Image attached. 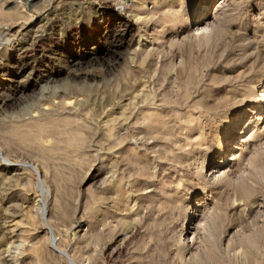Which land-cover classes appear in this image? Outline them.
Instances as JSON below:
<instances>
[{"label":"rangeland","instance_id":"obj_1","mask_svg":"<svg viewBox=\"0 0 264 264\" xmlns=\"http://www.w3.org/2000/svg\"><path fill=\"white\" fill-rule=\"evenodd\" d=\"M17 60L57 78L0 107V264H264V0H0Z\"/></svg>","mask_w":264,"mask_h":264},{"label":"bare ground","instance_id":"obj_2","mask_svg":"<svg viewBox=\"0 0 264 264\" xmlns=\"http://www.w3.org/2000/svg\"><path fill=\"white\" fill-rule=\"evenodd\" d=\"M221 8L222 7L218 6L217 9H221ZM136 18H140V17L136 16ZM117 32H118L117 31V25L111 24V26L109 25L108 28L102 32V35L100 36V38L101 39L102 38L105 39L106 44L110 45L112 43V42H109V40L111 39L110 37L111 36L114 37V34H116ZM90 40H91L90 38L86 40V43L84 44V50L82 51V54L81 53L78 54L76 52L74 53L72 51H66L67 56H69L68 60H67V66L61 67L60 69H62V68H64V69L66 68L68 70L69 69H73V68L78 67L79 65L83 64L86 61L94 60V56L98 55V53H95V52L100 50V49H98L96 47L95 48H92V47L90 48L89 45L87 46V43H89V42H91V43L93 42L91 45H96L97 44V41H90ZM87 47H89V48H87ZM24 55H25V53H24ZM29 65H30V63L27 62V61L26 62L25 61L22 62L20 60L16 61L15 71L14 72L11 71V73H9L10 80H5L8 83L7 87H8L9 91H7V94H5V92L0 93V107H2V106L5 107V106H8V105H10V106L12 105L13 106V103L16 100H18L17 98L22 97L23 95H26L28 90H35V88H37V86L42 81L44 82L45 80H47V81H52L53 82L54 80H56L57 76L54 74V73H56V71L51 72L50 70H46V71H44L45 73L40 74L39 76L36 77V73L39 72V71L36 70L35 67L31 68ZM20 78H22V80H20ZM82 78L86 80L87 76L83 75ZM5 81L3 83L6 84ZM4 86L5 85H3V88H4ZM69 86H70L69 84L66 85L68 90L71 88V86L70 87ZM76 87L77 86H75V88ZM5 89H6V86H5ZM1 90H0V92H1ZM77 100L78 99H75V101L74 100L71 101L70 104L71 105L72 104H77ZM227 102H228L227 99L226 100L224 99V101L221 103V105L225 106ZM215 105H213V106L216 107ZM249 105H250V102H248L247 105H243L244 107L242 106L240 112L238 113V115L234 119L233 130L230 132V135L228 137V139L230 140V144H231L230 148L232 147V150L237 149V147H235V145H237L235 140L242 133L241 131H243L246 127H248V125H250V123L252 122L253 119H255V123H256V121H258V118L256 119V118L252 117L251 119L248 118L249 121L246 123L245 107H247ZM262 105H264V100H262L260 102L259 107H262ZM214 107H211L210 110H213ZM259 107L255 109L256 111H255L254 116H259L260 115L259 113L261 112V109H263V108L259 109ZM48 112H49L48 108L39 110V113L41 115H48ZM259 120H260V118H259ZM67 121L68 120H66L65 122L67 123ZM158 121H160L159 117H156V116L151 117V123H157ZM30 127L28 129L25 126H16L12 130L13 131L12 134L16 135V136H22L24 138H30V140L33 143L37 144V145L43 143L44 142L43 140L45 139L46 135L49 133V131L47 129H45L46 126L41 125L39 122H34L32 124V126H30ZM238 128H241V129H239V132L237 131ZM56 133H57V131H56ZM245 134H246V131L244 132V136H245ZM227 150L229 151V147L227 149H225V146H224L223 150H221V152H219L217 154V156H218L217 160L224 159V157H225L224 154H225V151H227ZM220 163L221 162L216 163V161H211L209 164H210L211 169H216V168H219V167L220 168L223 167V166H220Z\"/></svg>","mask_w":264,"mask_h":264}]
</instances>
